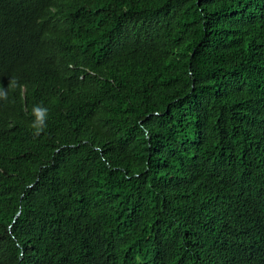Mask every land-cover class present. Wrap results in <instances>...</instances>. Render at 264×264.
<instances>
[{
    "label": "trees",
    "instance_id": "1",
    "mask_svg": "<svg viewBox=\"0 0 264 264\" xmlns=\"http://www.w3.org/2000/svg\"><path fill=\"white\" fill-rule=\"evenodd\" d=\"M0 264H264V0H0Z\"/></svg>",
    "mask_w": 264,
    "mask_h": 264
},
{
    "label": "clouds",
    "instance_id": "2",
    "mask_svg": "<svg viewBox=\"0 0 264 264\" xmlns=\"http://www.w3.org/2000/svg\"><path fill=\"white\" fill-rule=\"evenodd\" d=\"M34 111H39L38 109H34ZM251 230H254L253 228Z\"/></svg>",
    "mask_w": 264,
    "mask_h": 264
}]
</instances>
